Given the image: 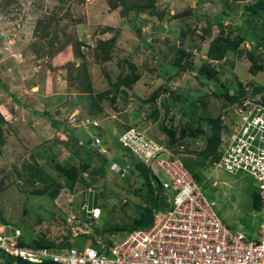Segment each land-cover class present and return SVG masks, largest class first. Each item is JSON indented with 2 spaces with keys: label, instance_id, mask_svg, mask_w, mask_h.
Returning <instances> with one entry per match:
<instances>
[{
  "label": "rangeland",
  "instance_id": "rangeland-1",
  "mask_svg": "<svg viewBox=\"0 0 264 264\" xmlns=\"http://www.w3.org/2000/svg\"><path fill=\"white\" fill-rule=\"evenodd\" d=\"M261 2L264 0H123L122 5L119 0H0V128L4 134L0 221L20 229L30 241L45 234L56 242L59 235L71 233L73 246H89V237L73 239L78 231L74 227L96 235L84 213L90 194L97 195L103 184L114 196L103 195V208L92 211L96 228L122 223L127 214L133 217L145 190L136 172L126 190L128 150L118 137L135 127L147 138L167 145L161 126H173L179 135L190 121V110L195 108L191 104L198 107L196 118L217 117L229 107L220 96L224 91L236 95L240 85L251 91L253 85H264V70L256 75L250 72L251 40L242 42L238 53L229 52L222 61L207 56L219 35L240 38L238 32H226L233 27L247 25L255 29L253 37H264ZM123 6L145 7V11L132 9L124 17ZM188 10L192 17L173 19ZM182 34L185 40L180 38ZM257 60L264 66V54L257 53ZM179 62L188 69L175 70L165 79L166 69ZM206 63L216 68L217 76L211 82H204L198 73ZM120 79L130 86L112 90ZM83 83L91 84L93 93H85ZM106 92H111L108 98L115 99L114 106L98 101V95ZM64 108L67 111L61 118H47ZM76 111L79 126L74 129L70 118ZM86 120L90 123L82 126ZM202 124L208 134L210 129ZM95 137L122 173L93 154ZM205 144L206 135L186 137L172 149L180 158L197 160L190 151H200ZM32 159L57 181L62 179L63 188L55 200L32 194L43 185L26 184L18 176ZM58 166L76 167V174L57 176L62 175ZM202 178L204 195L215 203L219 218L231 231L249 235L258 230L261 216L252 209L255 179L214 172L211 167L203 170ZM120 201L131 206L125 215Z\"/></svg>",
  "mask_w": 264,
  "mask_h": 264
},
{
  "label": "built area",
  "instance_id": "built-area-1",
  "mask_svg": "<svg viewBox=\"0 0 264 264\" xmlns=\"http://www.w3.org/2000/svg\"><path fill=\"white\" fill-rule=\"evenodd\" d=\"M246 91L251 93L249 88ZM224 113L222 119L227 129L222 135L220 158L211 168L214 172L248 175L256 180L262 207L261 222L255 233L231 231L219 218L215 203L206 198L201 185L173 149L132 127L120 135L119 143L151 169L163 190L165 206L154 213L150 228L124 236L94 235L89 246L35 248L22 244L34 240H28L20 229L0 224V251L35 264H264L262 95L242 98ZM77 115L73 113L70 118L72 127L79 126ZM89 123L86 120L81 125ZM100 143L98 138L94 139L95 146ZM74 228L78 231L73 239L92 236L88 230ZM56 242L60 244L63 239ZM70 242L73 243L71 239Z\"/></svg>",
  "mask_w": 264,
  "mask_h": 264
},
{
  "label": "trees",
  "instance_id": "trees-1",
  "mask_svg": "<svg viewBox=\"0 0 264 264\" xmlns=\"http://www.w3.org/2000/svg\"><path fill=\"white\" fill-rule=\"evenodd\" d=\"M234 2H245L247 0H232ZM123 3V0H119V3ZM123 5V4H122ZM115 6V5H114ZM113 6V7H114ZM259 8L261 11H264V2H261L258 4ZM116 8V6L114 7ZM137 10L138 12H143L145 11V7H124L123 6V15L126 17V15L129 13L130 10ZM252 11V9H249ZM219 25L221 28L224 30L226 29V25L222 23L221 21L219 22ZM255 29L253 27H249L247 25H242L241 27H233L231 30H227L226 32L228 34H232L234 32L239 33V37L237 40H232L230 37H224L223 35H219L216 39H214L210 45V48L207 52V56L211 60L215 61H222L226 55L229 52H235L238 53V48L244 42L245 40L249 39L251 40L252 45L254 46L253 50L248 53V57L251 61V68L250 72L254 75H256L258 72L264 70V66L259 63L257 60V53L258 54H264V37H261L260 39H256L253 37V32ZM182 40H185L186 35L182 34L180 37ZM203 40V38H202ZM109 52V50L107 51ZM182 55H185V51H181ZM106 58H109V53L106 56ZM188 69L187 66L182 65L181 62L178 64L174 65L172 69H166V75L165 79H168L172 76V74L175 72V70H186ZM199 75L203 79L204 82H211L215 80L217 76L216 68L212 67L211 65H208L207 63L200 67L198 71ZM127 85L130 86L129 81L120 79L119 81L116 82L115 85L112 86V90L114 89L115 91L119 90L122 85ZM252 84V83H251ZM253 90L251 93L249 91L244 90L243 86L240 85V91L236 95H230L229 91H224L223 94L221 92L220 96H224L226 99V106H229L227 109L231 108L234 106V104L238 103L241 101L242 98H247L252 95H261L262 93V100L264 101V85H253ZM82 89L84 90L85 93L91 94L93 93V87L91 84L83 83ZM111 92H106L98 95V101L103 103V102H108L110 106H114L115 104V99H109L108 95ZM179 96H177L175 99H179ZM172 100H175L174 98H171ZM183 99H179V102L182 103ZM195 106V108H191L190 110V121L187 123L185 128L180 132L179 135H177L176 129H174L173 126H167V125H162L161 130L167 135L168 137V143L167 145L171 148L176 146L177 144L181 143L182 140H184L186 137H191L195 138L200 135H206V144L203 149L200 151H190L191 153H194L197 157L196 159H185L181 158V160L184 163V166L189 170V172L193 175L195 180L198 182L200 185L203 178H202V172L206 168L211 167L212 163L216 160H219L220 158V146L222 143V135L223 132L226 131L227 127L224 126V120L222 117L225 115L219 114L217 117H212V116H203L196 118V114L198 111V107L194 104H191ZM226 110V109H225ZM54 115L51 117L47 118H52ZM157 114L154 115V119H157ZM55 119V118H54ZM202 123L206 124L208 128L210 129V132L207 134L206 131L202 127ZM3 124V118L0 115V127ZM53 124L56 126L57 129L61 130V126L59 123L56 121H53ZM3 130L0 128V148L2 146L3 142ZM71 137H69L70 139ZM73 138V137H72ZM79 143V142H78ZM127 154V163H128V168H129V179L125 178V186L126 190L127 188H130V186L133 184L131 183L132 177L135 175V172L137 175L143 180V188L145 190V193L140 195V198L142 199V203L138 204L136 206L138 208V212L134 214V216H127L125 213H127V209L131 208L125 207L124 206V201H120L119 208L122 210L124 213V219L122 223L116 222L115 224H107L105 228L98 229L96 228V225L94 223L93 218H89L88 212L85 211V218L88 224H91L92 222V227L95 229V233L98 236H104L105 233L113 234H121L125 235L127 233H130L134 230L137 229H148L153 223V216L154 213L158 210H161L165 206L164 202V197H163V190L161 187L160 182L158 179L154 176L152 173L151 169L147 167L144 163L139 161L129 150L126 152ZM99 159V158H98ZM101 160V159H100ZM102 161V160H101ZM105 166L106 163L103 162ZM84 170H87V166H83ZM58 171L62 175H57L62 178H68V177H73L76 174V167H71L69 169H65L63 167L58 166ZM126 175V174H125ZM18 176L22 178L26 184L29 185H38L42 184L43 188L40 190H34L32 194L35 195H47L50 199L55 200L58 195L60 189L63 188V181L62 179L60 181H57L56 178H54L52 175L49 174V172L45 171L44 168H42L39 163L35 160L32 159L31 163L26 162L23 165V171L18 173ZM59 178V177H58ZM102 178L105 179L106 175L103 172ZM129 186V187H128ZM99 193L96 195L94 193V199H93V205L95 208H103L102 204L100 203V199L103 198V195L110 193V196H114L113 191L109 190V187L103 184L101 186V189H98ZM99 195V196H98ZM138 196V195H136ZM262 207V201H261V196H260V189L256 187L253 192V197H252V209L255 212H260ZM90 219V220H89ZM3 224H7L5 221H0ZM60 238L63 239V242L60 244H57L55 240L49 239L45 234L42 235L39 239L29 242L27 244L25 241L22 243L23 245L30 246V247H35V248H53V247H71L72 243L70 242L71 239V233L68 234H61L59 235ZM92 240L94 239L93 236H90ZM27 240V239H26ZM0 264H35L31 263L28 261H24L22 259H16V258H11L7 256L4 252L0 251ZM41 264H57L53 262H44Z\"/></svg>",
  "mask_w": 264,
  "mask_h": 264
},
{
  "label": "water",
  "instance_id": "water-1",
  "mask_svg": "<svg viewBox=\"0 0 264 264\" xmlns=\"http://www.w3.org/2000/svg\"><path fill=\"white\" fill-rule=\"evenodd\" d=\"M192 16H193V12L188 10V11H185V12L179 13V14H177V15H174V16H173V19H174V20H178V19H183V18L192 17ZM227 29H231V27H227ZM66 111H67V108H64V109H62L61 112H57V113H55V115H56V116H59L60 113H65ZM94 154H96L98 158L103 159L104 162H107L108 165L112 167V169H115V170L118 171V172L120 171V168H119L115 163H113V161L108 160V159H106V158H103V155L100 154V153H97V151H94ZM91 206H92V199L90 198V199H89V205H88V209H89V210H91V208H92ZM124 206L127 207V206H128V203H127V202L124 203Z\"/></svg>",
  "mask_w": 264,
  "mask_h": 264
},
{
  "label": "clouds",
  "instance_id": "clouds-1",
  "mask_svg": "<svg viewBox=\"0 0 264 264\" xmlns=\"http://www.w3.org/2000/svg\"><path fill=\"white\" fill-rule=\"evenodd\" d=\"M61 114V113H60ZM82 126H85V125H82ZM74 128H76V127H74ZM95 138H98V137H95ZM99 139V138H98ZM100 140V139H99ZM101 141V140H100ZM118 142H119V137H118ZM120 144V143H119ZM100 145H101V143H100ZM100 145L97 147V149L95 150V151H97V153H100V154H102L103 155V158H106V159H108V160H111V156L108 154V155H106V151H102L101 150V147H100ZM121 145V144H120ZM122 146V145H121ZM123 147V146H122ZM124 148V147H123ZM94 154V153H93ZM96 157H97V155L96 154H94ZM98 158V157H97ZM99 159H101V158H99ZM102 161H103V159H101ZM112 161V160H111ZM104 162V161H103ZM104 163H106V165L107 166H109L108 165V163L107 162H104ZM114 163V162H113ZM117 165V164H116ZM120 168V167H119ZM119 172H121L122 173V171H121V169H120V171ZM92 199V208H91V210H89L88 209V205H89V200L87 201V212L89 213L88 215H90L89 216V218H93L92 217V215L94 214L92 211H94L95 210V207H94V205H93V199H94V194L92 195V194H90V197H89V199ZM96 209H100V208H96ZM138 230V229H137ZM90 237V236H89ZM35 241V240H34Z\"/></svg>",
  "mask_w": 264,
  "mask_h": 264
},
{
  "label": "crops",
  "instance_id": "crops-1",
  "mask_svg": "<svg viewBox=\"0 0 264 264\" xmlns=\"http://www.w3.org/2000/svg\"><path fill=\"white\" fill-rule=\"evenodd\" d=\"M59 112V111H58ZM57 113V112H56ZM74 113H78L77 111L76 112H74ZM54 116H55V118H61V115H59L60 117H57L56 115H55V113L53 114ZM74 129H77V128H74ZM100 147H101V145H100ZM102 150V149H101ZM102 151H105V150H102Z\"/></svg>",
  "mask_w": 264,
  "mask_h": 264
},
{
  "label": "bare ground",
  "instance_id": "bare-ground-1",
  "mask_svg": "<svg viewBox=\"0 0 264 264\" xmlns=\"http://www.w3.org/2000/svg\"><path fill=\"white\" fill-rule=\"evenodd\" d=\"M97 213H99V211Z\"/></svg>",
  "mask_w": 264,
  "mask_h": 264
}]
</instances>
